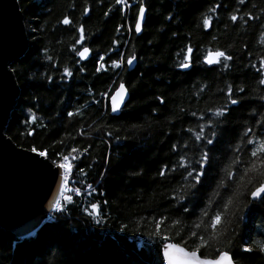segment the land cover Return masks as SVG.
Returning <instances> with one entry per match:
<instances>
[{
    "label": "trees",
    "instance_id": "trees-1",
    "mask_svg": "<svg viewBox=\"0 0 264 264\" xmlns=\"http://www.w3.org/2000/svg\"><path fill=\"white\" fill-rule=\"evenodd\" d=\"M17 1L24 19L28 53L10 66L20 93L5 134L19 148L47 149L49 159H58L55 153L67 154L73 147H88L89 151L69 173V190L63 195L72 196V201L65 204L60 199L63 211L54 210L51 218L29 237L16 238L0 226V264H158L159 247L151 236L155 226L149 219L160 215L180 218L182 223L172 226L169 232L175 242L187 235L184 226L193 219L180 217L171 206L175 203L172 190L180 176L162 179L158 175L162 166L170 168L177 161L178 154L171 151V145L183 144L191 135L184 130L198 123L180 109L199 115L209 106L219 107L225 102L221 90L229 84L246 87V95L253 98L264 94L256 83L255 69L250 67L264 56V30L254 21L245 25L244 19L235 24L228 20L229 13L237 8L248 11L255 6L254 14L260 15L264 0H246V6L237 5L236 0H148L150 15L140 36L133 32L135 8L121 16L119 6H114L104 16L114 0ZM214 4L220 7L215 14L209 13ZM85 6L90 8L88 15H83ZM64 15L74 24L84 25L86 36L82 43L91 51L86 62L75 63L79 58L69 49L76 38L74 26L58 23ZM207 15H212L213 20L206 30L202 20ZM117 25H124L122 33L116 31ZM114 39L120 43L113 45ZM188 47L193 49L189 54L192 66L183 72L176 64L183 60ZM109 48L113 51L109 52ZM44 49L51 61L45 58ZM217 49L233 56L229 68L203 63V55ZM129 54L136 57L130 70L127 64L118 69L110 67L112 59H126ZM100 55L105 57L102 63L107 71L97 73L96 60ZM53 62L58 67L54 68ZM81 66L86 71L80 72ZM64 67L73 74L62 78ZM48 75L53 76L52 81L46 79ZM120 78L135 87L131 88L125 111L112 116L105 107L109 101L100 100L99 96L103 91H114L109 85L118 84ZM201 88L204 91H199ZM157 96L162 97L163 104ZM93 99L97 102L92 103ZM258 103L253 99L243 110L236 106L221 150L229 141L235 143L243 126L254 125L250 115L260 118L256 112ZM30 107L36 122L25 126ZM77 108L81 115L67 116V112ZM30 128L32 136L27 135ZM110 130L113 135L108 137L105 133ZM117 135L124 138L117 140ZM80 168L84 169V176L80 175ZM211 182H215V177ZM89 184L97 190L87 192ZM73 188L81 189V194L77 196L71 191ZM210 191L202 190L200 206ZM91 203L98 204L96 214L90 208L85 211ZM245 212L237 231L245 239L260 240L264 205L252 206ZM235 243L240 244L241 240ZM194 244L189 240L182 246L190 250ZM201 251L211 255L213 249ZM246 255L251 259L244 264H264V257L259 254Z\"/></svg>",
    "mask_w": 264,
    "mask_h": 264
},
{
    "label": "snow or ice",
    "instance_id": "snow-or-ice-1",
    "mask_svg": "<svg viewBox=\"0 0 264 264\" xmlns=\"http://www.w3.org/2000/svg\"><path fill=\"white\" fill-rule=\"evenodd\" d=\"M239 6H246V0H236ZM71 6V5H70ZM114 6H119L121 16L131 12L133 8L136 9L134 31L136 34H141L149 19L151 5L148 0H114V5L108 6V11L104 12L107 17ZM220 5L214 4L208 9L209 13L215 14ZM255 6L248 11H242L237 8L235 11L229 13L228 20L235 24L240 19L245 20V25L249 21L256 22L257 26L264 30V10L260 15H255ZM90 14V8L85 6L83 15ZM130 18V16H129ZM213 20L212 15L203 17L202 25L204 29L211 27ZM58 23L66 26H74L76 38L69 46L71 52L79 57L75 61L80 64L81 61L86 60L90 53V47L85 46L82 41L85 40L84 25L74 24L73 20L68 15H64ZM124 25H117L116 31L122 33ZM131 29L132 26L129 25ZM264 34V31H262ZM176 35V33H173ZM215 39V37H213ZM128 41H123L127 43ZM120 43L119 40L114 39L113 45ZM151 43V41H150ZM79 45V48L77 46ZM45 51V58L51 61V57L47 56ZM109 52L113 49L109 48ZM193 51L191 47L187 48V53L184 54L183 60L178 61L176 67L179 69H188L192 66L190 53ZM122 57L124 53L120 54ZM104 55H100L96 60L98 67L96 72L107 71ZM136 60L135 55L129 54L126 59H112L110 67L118 69L123 64L131 66ZM203 63L206 65L222 64V67L227 69L230 67L229 62L233 60V56L225 50L217 49L215 51L206 52L203 55ZM197 63H200L199 57ZM52 66L58 67V64L52 63ZM250 67L255 69V77H258L256 83L261 92H264V56H261L256 64H251ZM80 72L86 71L85 67L79 68ZM73 73L68 67H64L62 71V78L64 76H71ZM48 81L53 80V76L46 77ZM125 79L120 78L118 84L109 85V89L114 91H103L100 93V100H108L109 103L105 105L106 109L111 113L124 112L127 108V100L131 97V88ZM199 91H204L203 88ZM248 89L235 84L225 85L221 90L220 95L225 99V102L219 107L213 108L209 106L206 109L200 110L198 115L196 111L185 112L180 109V112L185 116L195 117L198 123L195 127H189L184 131L191 135L183 143H173L171 151L177 155V161L169 168L167 165L162 166L158 175L162 179L168 177L174 179L176 175L180 176V181L177 187L172 190L171 203L180 217L187 218L192 216L193 219L184 226L187 235L179 242H175V237L169 234L172 226H179L182 221L180 218H170L165 215H160L155 218H150L149 223L154 224L155 230L151 233L154 243L158 244V264H244L246 260H250L251 256L246 254L257 253L264 257V232L261 233V239L256 240L252 238L245 239L241 233L237 231L239 228L238 221H243L246 217V209L252 206L264 205V94H260L253 98L246 95ZM37 99L33 97V100ZM157 100L161 104L164 103L162 97L157 96ZM253 99L258 101L256 112L260 118L257 119L255 114L250 115L249 119L254 121V125L243 126V131L239 138L233 144L229 141L221 150V145L224 144L223 137L226 130L232 126L233 113L237 111L236 106H240V110L253 102ZM95 99L92 103H96ZM28 116L23 122L25 126L33 125L36 122V116L30 107ZM155 111V109H154ZM81 109L77 108L75 111L67 112L68 117L81 115ZM33 129H29L27 135L32 136ZM83 135V133H81ZM2 135V133H0ZM106 136L111 137L113 132L110 130L105 133ZM124 137L116 136L117 140ZM75 139V137H73ZM79 151L80 156L74 155ZM89 149L84 148H70L67 154L55 153L58 159H49V152L45 148H37L32 146L30 152L34 157L38 158L36 163L54 167L57 170V190L60 192L63 201L70 203L72 196L63 195L67 192L69 173L74 167H78L77 162L85 155ZM191 151V155L189 152ZM94 160V158H93ZM109 157H105L107 162ZM91 168L92 164H88ZM80 175L84 176L83 168L79 169ZM104 175L103 172L100 173ZM215 177V182L212 183V178ZM83 184V179L80 180ZM210 189L211 191L203 199V206H200L199 197L202 190ZM97 189L93 185H87L86 191L89 193L95 192ZM77 196L81 194V189H71ZM184 191L185 194H179ZM246 201V203H245ZM183 202V203H182ZM243 204V207H241ZM53 208L56 211H63L64 207L59 198L55 199ZM92 210V214L98 212V204L91 203L86 208ZM197 208L199 212L197 214ZM237 213L240 215L237 216ZM168 229L167 231L165 229ZM180 233H177L179 236ZM240 239L241 243L236 244V240ZM194 241V247L190 250L182 246L186 241ZM211 247L213 249L211 255H203L202 249Z\"/></svg>",
    "mask_w": 264,
    "mask_h": 264
},
{
    "label": "water",
    "instance_id": "water-1",
    "mask_svg": "<svg viewBox=\"0 0 264 264\" xmlns=\"http://www.w3.org/2000/svg\"><path fill=\"white\" fill-rule=\"evenodd\" d=\"M133 32L141 35L135 33L134 26ZM27 53L28 38L18 1L0 0V226L16 238L29 237L49 220L52 205L60 196L57 170L36 163L38 158L5 134L20 93L10 66ZM90 58L91 51L82 62ZM118 113L110 112L112 116Z\"/></svg>",
    "mask_w": 264,
    "mask_h": 264
},
{
    "label": "built area",
    "instance_id": "built-area-1",
    "mask_svg": "<svg viewBox=\"0 0 264 264\" xmlns=\"http://www.w3.org/2000/svg\"><path fill=\"white\" fill-rule=\"evenodd\" d=\"M61 198H62V197H61V194H60L59 199H61ZM54 210H56V209L54 208ZM54 210H53V212H54ZM53 212H52V213H53ZM52 213H51V215H52ZM51 215H50V218H51ZM50 218H49V219H50Z\"/></svg>",
    "mask_w": 264,
    "mask_h": 264
},
{
    "label": "rangeland",
    "instance_id": "rangeland-1",
    "mask_svg": "<svg viewBox=\"0 0 264 264\" xmlns=\"http://www.w3.org/2000/svg\"><path fill=\"white\" fill-rule=\"evenodd\" d=\"M70 183L68 182V187H69ZM62 197V196H61Z\"/></svg>",
    "mask_w": 264,
    "mask_h": 264
}]
</instances>
